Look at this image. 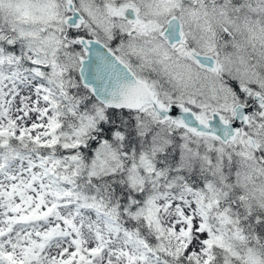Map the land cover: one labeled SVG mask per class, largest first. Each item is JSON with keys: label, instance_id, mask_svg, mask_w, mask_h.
Masks as SVG:
<instances>
[{"label": "snow or ice", "instance_id": "6c2138e0", "mask_svg": "<svg viewBox=\"0 0 264 264\" xmlns=\"http://www.w3.org/2000/svg\"><path fill=\"white\" fill-rule=\"evenodd\" d=\"M0 264H264V0H0Z\"/></svg>", "mask_w": 264, "mask_h": 264}]
</instances>
